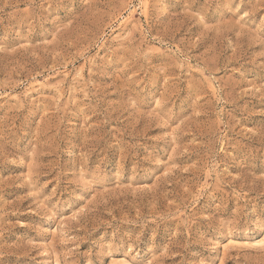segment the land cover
Segmentation results:
<instances>
[{
	"label": "rangeland",
	"instance_id": "1",
	"mask_svg": "<svg viewBox=\"0 0 264 264\" xmlns=\"http://www.w3.org/2000/svg\"><path fill=\"white\" fill-rule=\"evenodd\" d=\"M0 264H264V0H0Z\"/></svg>",
	"mask_w": 264,
	"mask_h": 264
}]
</instances>
